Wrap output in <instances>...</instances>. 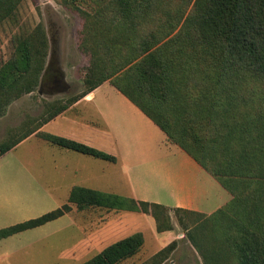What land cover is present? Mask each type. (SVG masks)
<instances>
[{
    "label": "trees",
    "instance_id": "16d2710c",
    "mask_svg": "<svg viewBox=\"0 0 264 264\" xmlns=\"http://www.w3.org/2000/svg\"><path fill=\"white\" fill-rule=\"evenodd\" d=\"M22 1L0 0V24L15 18ZM93 1L96 10L86 16L81 43L96 56L86 89L43 124L110 80L231 193L230 202L211 214L212 227L204 222L190 233L204 257L212 264H264V0H178L173 11L168 6L175 0ZM65 2L78 7L81 0ZM14 43L13 55L0 65V115L36 89L45 68L48 38L41 25ZM38 130L2 141L0 156ZM38 134L58 147L116 161L83 142ZM71 204L142 211L155 218L158 231L173 228L171 210L163 205L76 186L68 203L1 229L0 240L56 220ZM218 224L228 227L221 231ZM143 245L137 232L82 264H119ZM175 246L171 242L145 264H161Z\"/></svg>",
    "mask_w": 264,
    "mask_h": 264
},
{
    "label": "rangeland",
    "instance_id": "374dc122",
    "mask_svg": "<svg viewBox=\"0 0 264 264\" xmlns=\"http://www.w3.org/2000/svg\"><path fill=\"white\" fill-rule=\"evenodd\" d=\"M177 2L170 3L169 10H175ZM77 5H67L65 0H23L15 18L0 24V65L13 55L17 36L26 35L41 25L48 38L45 68L38 86L34 91L14 99L5 108L4 114L0 115V143L11 136L17 138L30 129H40L56 107L59 108L86 89L84 78L87 68L96 56L93 58L90 51L82 50L81 43L86 16L95 12L96 5L93 0H81ZM53 60L69 85L65 90H50L41 84ZM75 115L76 111L72 116ZM37 137L0 156V229L9 220L2 212L26 205V220L39 217L68 203L67 193H70L72 186L99 190L124 201L131 199L128 182L112 170L113 163L61 149L41 140L39 134ZM57 162L61 165L67 163L68 168L61 169ZM14 179H22L26 185L14 189ZM73 205L68 218L63 216L50 224L26 231L23 236L1 242L0 264H82L98 254L95 248L88 250L83 246L85 240L100 235L114 242L136 230L145 231L144 245L137 256L123 264H145L150 260L146 258L157 246L150 232L155 227L154 217L145 216L142 211L138 214L97 207L82 210ZM169 213L173 225L171 230L179 238L175 240V248L168 254L169 261H173L168 264H212V260L206 259L194 245L190 233L194 234L204 222L212 227L215 218L183 211ZM71 223L74 225L70 226ZM61 224V229H55ZM218 225L221 231L228 227L225 224ZM9 250L14 254L7 256Z\"/></svg>",
    "mask_w": 264,
    "mask_h": 264
},
{
    "label": "crops",
    "instance_id": "0c3cea01",
    "mask_svg": "<svg viewBox=\"0 0 264 264\" xmlns=\"http://www.w3.org/2000/svg\"><path fill=\"white\" fill-rule=\"evenodd\" d=\"M74 111L77 112V115L72 116ZM38 133H51L74 139L114 155L116 161H109L114 164L112 170L122 175L128 182L131 198L138 202L157 203L171 211L184 209L211 215L232 199L231 193L216 177L182 147L172 143L168 135L140 107L118 90L110 80L103 82L52 120L44 123L38 131L28 136L13 149H17L33 139H38ZM41 140L44 139L41 138ZM57 166L61 169L68 168L67 163L61 165L57 162ZM107 166L109 165H104V167ZM14 180H16L13 184L14 189H21V185H26V181L22 182V179ZM74 187L72 186L70 193ZM70 193L67 194L70 196ZM71 206L73 210L74 205L71 204ZM135 212L140 214V211ZM142 214L153 217L148 213L142 212ZM2 215L8 216L9 220H7V225L1 229L25 222L27 221L26 205H19L10 211L2 212ZM63 216L68 218V213ZM61 225L55 229H61L63 224ZM73 225L71 223L70 226ZM32 229L3 238L0 243L8 239L13 240L16 236H23L26 231ZM137 232L142 233L145 237L144 230H136L134 233ZM150 232L153 235L152 238L157 242V246L146 259H151L179 238L174 230L158 231L156 223ZM108 238L97 235L89 238L90 240H85L83 246L88 250L95 248L100 253L107 246L122 239L109 242ZM100 245H102L100 248H96ZM12 254H14L12 250L6 253L7 256ZM135 256L129 259L132 260ZM169 260L166 259L161 264L173 262ZM125 261L119 264H123Z\"/></svg>",
    "mask_w": 264,
    "mask_h": 264
},
{
    "label": "flooded vegetation",
    "instance_id": "af4514ba",
    "mask_svg": "<svg viewBox=\"0 0 264 264\" xmlns=\"http://www.w3.org/2000/svg\"><path fill=\"white\" fill-rule=\"evenodd\" d=\"M42 86L50 90H65L69 88V85H67L64 81L61 70L58 69V66L55 64L54 60L51 61L45 72Z\"/></svg>",
    "mask_w": 264,
    "mask_h": 264
}]
</instances>
